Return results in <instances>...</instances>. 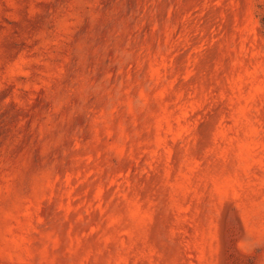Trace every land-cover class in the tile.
<instances>
[{
  "label": "rangeland",
  "instance_id": "obj_1",
  "mask_svg": "<svg viewBox=\"0 0 264 264\" xmlns=\"http://www.w3.org/2000/svg\"><path fill=\"white\" fill-rule=\"evenodd\" d=\"M0 264H264V0H0Z\"/></svg>",
  "mask_w": 264,
  "mask_h": 264
}]
</instances>
